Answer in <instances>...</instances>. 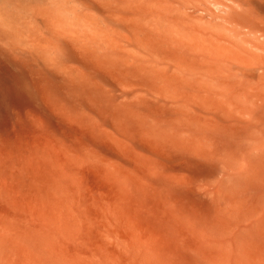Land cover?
Here are the masks:
<instances>
[{
	"label": "bare ground",
	"instance_id": "obj_1",
	"mask_svg": "<svg viewBox=\"0 0 264 264\" xmlns=\"http://www.w3.org/2000/svg\"><path fill=\"white\" fill-rule=\"evenodd\" d=\"M40 207L264 264V0H0V240Z\"/></svg>",
	"mask_w": 264,
	"mask_h": 264
},
{
	"label": "rangeland",
	"instance_id": "obj_2",
	"mask_svg": "<svg viewBox=\"0 0 264 264\" xmlns=\"http://www.w3.org/2000/svg\"><path fill=\"white\" fill-rule=\"evenodd\" d=\"M123 211L93 223L73 208L15 210L9 238L0 240V264H236L245 255L229 241L130 236L137 226Z\"/></svg>",
	"mask_w": 264,
	"mask_h": 264
}]
</instances>
